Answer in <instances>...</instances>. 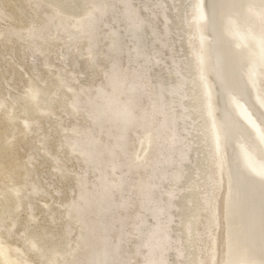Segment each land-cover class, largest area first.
<instances>
[{
    "label": "bare ground",
    "instance_id": "obj_1",
    "mask_svg": "<svg viewBox=\"0 0 264 264\" xmlns=\"http://www.w3.org/2000/svg\"><path fill=\"white\" fill-rule=\"evenodd\" d=\"M24 1L16 11H29L27 24L1 28L0 45L10 51L18 45L30 69L44 72L57 44L59 65L50 75L33 74L41 85L25 83L21 95L0 97L13 132L0 148L18 142L15 106L24 115L19 129L37 135L51 176L71 179L50 153L42 122H51L80 172L64 203L59 242H0V264H31L24 258L29 251L43 264H264V0H207L206 42L197 37L198 0ZM5 6L0 18L10 21L13 11ZM177 28L184 36L178 46ZM201 44L209 53L206 75L218 97L226 150L208 108ZM64 96L68 124L46 107ZM24 187L0 190L12 200L0 204L4 237L15 221L1 230L2 214L25 209L31 217L32 200L49 194L35 177ZM41 210L52 217L48 203Z\"/></svg>",
    "mask_w": 264,
    "mask_h": 264
},
{
    "label": "rangeland",
    "instance_id": "obj_2",
    "mask_svg": "<svg viewBox=\"0 0 264 264\" xmlns=\"http://www.w3.org/2000/svg\"><path fill=\"white\" fill-rule=\"evenodd\" d=\"M5 2L6 0H0V5L2 7L5 6ZM7 2L8 3L5 7L7 10H12L13 15H11L10 21L0 18V29L7 25H12L14 27H24L27 24V17L30 16V13L26 9L24 10L25 12L23 11L24 13L22 12L21 14H19L17 13L16 8L24 6V4H26L25 1L7 0ZM134 2H138V0H134ZM175 2L178 5L180 0H176ZM26 11L29 14H27ZM7 12L10 14V11ZM171 12H175V10ZM171 12H168V14L171 18V22H173L174 24L176 18L175 16H173V14H171ZM173 24H170L171 28H173ZM176 27L178 26L175 24V28ZM177 36H183L182 31H180L178 28L177 30H173L172 34L173 38H177ZM183 39L184 36L183 38H181V40H177V46L180 44V42L184 41ZM12 48L14 49H11L10 51L8 47L0 45V97H4L7 100H9L10 97L21 95L25 89V83L31 85H41L40 81L37 80L38 77L33 76V74H41L40 76H42V74L50 75V73L55 70V66L59 65L58 60L55 56V54L59 52V45L57 44L53 46L50 51V58L53 66L50 68V70L44 72H42V70L37 72L38 69H35V72H33V69H30L29 67V57L27 55L21 56V54L18 53V45ZM185 51L186 49L184 48L183 52ZM185 60H187L186 52ZM8 67H10L11 69L9 70ZM63 68L66 71L70 68V66L67 65ZM183 68H185V66H183ZM13 71L17 73V76H14L13 74L11 75V72ZM83 74L85 73L77 72L80 83H87L85 77L86 74L85 76ZM94 80H100V76H96ZM43 97L47 98L48 94L45 92L43 94ZM67 98V96H64L61 100L54 98L53 102H50L46 106L50 111L52 117L60 118L65 124H68L70 120L67 116L61 114V110L64 109V104ZM14 108L15 106L12 109V112L14 114L13 121L16 123L18 132L13 136V139H17L18 142L14 143L13 145L11 144L6 148H0V190L4 191L7 188L15 185H18L20 188L24 189V184L32 177H35L38 180L39 184L43 188L48 190L49 194H44V196H37L32 200L34 210L31 214V217L28 215L25 209H18L11 213L2 214L1 230L6 229L12 220L15 221V225L11 230V235L9 237L0 235V242L1 244H3V242H6L7 245H12H8L10 247L23 246L24 242H28L31 245H35L37 243L43 244L44 246H50L54 243L59 242L58 234L61 232L63 226V222L60 217L64 212V203L66 200L72 198L73 196V192H69V188L73 187V178L75 174L80 172V170L76 161L70 158L68 155H65L62 148L59 147L58 135L52 131L51 122H42L41 131L47 136V146L50 153H56L58 155V161L62 166L66 168L71 179H68L64 183H61L56 178V176H51L52 168L50 161L47 159H43L38 153L39 144L37 141V135H33L31 133H23L19 129L22 128L21 122L24 119V115L18 109ZM37 115L38 114H34L33 116ZM8 129L9 125L7 124L6 114L4 112H0V144L4 142V138L7 135L13 133L10 132V130L8 131ZM30 158L34 164V170L32 172V176H27L25 175V170L27 169V167H30ZM55 188H59V190L62 189L63 193L57 196L55 192H53ZM221 194L222 190L219 191V196L217 197L219 207L221 203ZM5 202L11 204L12 200L6 197V195L5 197L0 196V204ZM45 203H48L51 206L52 217L41 210ZM74 233L75 230L73 229L71 234L69 235L70 239L74 237ZM216 237H218V257L220 258L222 253V246H220L222 240L221 228H219ZM29 252L30 253L24 255V258H30L31 264H43L35 251Z\"/></svg>",
    "mask_w": 264,
    "mask_h": 264
},
{
    "label": "water",
    "instance_id": "obj_3",
    "mask_svg": "<svg viewBox=\"0 0 264 264\" xmlns=\"http://www.w3.org/2000/svg\"><path fill=\"white\" fill-rule=\"evenodd\" d=\"M208 3L207 0H198V4H197V19L195 21L196 25H197V37L199 41H204L207 39L206 37H204L203 34H201V32H206L207 33V25L206 22L208 20ZM209 9V7H208ZM249 34V32L247 33ZM200 50L202 52L201 56L199 57V66H200V70L202 73V77H203V82H204V91H205V95L206 98L208 100V108L210 111V116L211 119L213 121V123L215 124L216 128H217V133L219 136L220 141L222 142V148L224 150H226V145H227V140L226 137L224 135L223 132V128L221 126V124H219L220 120L218 119V97L215 94V90L214 87L212 85L211 82H209V78L210 76L208 75V73L206 72V70L209 69V53L207 50V46L205 44H201L200 45ZM208 53V55L206 54ZM209 78H207V75ZM211 81V79H210ZM248 107V105L244 104L242 106V109H245V107ZM216 120V122H215ZM221 150V148H220ZM224 154L226 155V151H224Z\"/></svg>",
    "mask_w": 264,
    "mask_h": 264
}]
</instances>
